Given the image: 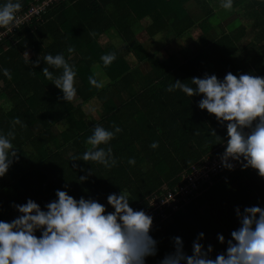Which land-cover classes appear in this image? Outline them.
<instances>
[{"label": "trees", "instance_id": "16d2710c", "mask_svg": "<svg viewBox=\"0 0 264 264\" xmlns=\"http://www.w3.org/2000/svg\"><path fill=\"white\" fill-rule=\"evenodd\" d=\"M40 1L21 0L19 11ZM188 2L196 7L193 13ZM143 18L150 37L168 31L172 40L182 39L195 28L202 33L192 47L184 42L142 70L141 56L131 63L127 57L142 50L135 26ZM105 34L109 39L116 36L118 45L100 42ZM69 46L71 54L66 51ZM108 52L116 58L104 67L100 56ZM46 53H63L75 65L77 91L72 101L59 99L60 90L40 71L47 67L42 59L35 66L31 63ZM0 68L11 75L9 79L0 74V133L14 131L18 157L0 177V219L16 215L10 202L23 203L30 197L43 206L65 183L74 198L92 196L104 203L109 192L120 190L128 194L131 207L143 208L149 194L172 186L192 163L202 164L206 156L223 150L225 128L214 114L197 108L198 96L189 99L179 89L166 91V85L174 79L190 83L192 76L205 72L222 77L239 70L264 76V0H233L231 10L220 7L219 0H60L0 40ZM50 71L58 76L61 69ZM94 73L99 81L97 75L105 78L100 89L88 83ZM91 100L100 102L94 117L81 109ZM16 118L21 124H13ZM96 124L121 129L107 145H100L112 149L116 164L110 169L93 161L70 160L89 147L86 138ZM152 141L158 142L155 149L149 147ZM129 157L135 164L127 163ZM90 167L92 173L79 181ZM209 177L211 183L205 182L199 195L188 197L165 217H155L150 234L158 241L157 252L146 257V264H158L173 251L170 237L176 235L185 253L191 254L198 232L204 233L203 244L213 245L214 257L225 247L216 233L227 239L237 226L234 206L264 205V178L254 169L237 165Z\"/></svg>", "mask_w": 264, "mask_h": 264}, {"label": "clouds", "instance_id": "9594fccd", "mask_svg": "<svg viewBox=\"0 0 264 264\" xmlns=\"http://www.w3.org/2000/svg\"><path fill=\"white\" fill-rule=\"evenodd\" d=\"M219 4L231 10L233 0H219ZM21 7V0H0V38L16 27V13ZM66 51L71 54L73 48L69 46ZM115 58L114 52H108L101 54L100 61L107 67ZM41 59L47 67L40 71L60 90L59 99L72 101L77 91L75 65L63 53L38 54L31 63L35 66ZM50 69L61 72L53 76ZM0 74L11 78L7 68H0ZM181 81L174 79L165 90L179 89L189 99L198 96L197 108L214 114L213 118L225 128L223 151L218 154L220 166L227 170L236 165L241 170L252 168L264 178V76L238 70L236 74L225 72L222 77L205 72L200 77L192 76L190 83ZM88 83L96 89L104 86L95 73L88 77ZM13 124L21 121L16 118ZM120 131L118 125L111 129L94 125L86 138L89 147L70 160L93 161L112 168L116 159L111 147L100 145H107ZM14 136L12 130L0 133V177L18 159L12 144ZM157 146V141L149 145L153 149ZM127 163L135 164V159L129 157ZM88 173H92L91 167L79 176V181L86 180ZM67 189V183L54 189V198L43 206L30 197L23 203L10 202L16 215L0 219V264H146V257L155 256L158 241L150 234L153 217L143 208L131 207L127 193L109 192L101 203L92 196L74 198ZM234 215L237 226L228 238L216 233L217 242L225 247L214 257L213 245L203 244L204 233L198 232L191 242V254L183 250L179 235L170 237L173 251L158 264H264V205H245L242 209L234 206Z\"/></svg>", "mask_w": 264, "mask_h": 264}, {"label": "built area", "instance_id": "2783aa9c", "mask_svg": "<svg viewBox=\"0 0 264 264\" xmlns=\"http://www.w3.org/2000/svg\"><path fill=\"white\" fill-rule=\"evenodd\" d=\"M59 1L42 0L36 4H31L26 10L18 11L16 13L18 23L16 27H13L12 31L19 28L24 22H28L33 14H38L47 5ZM2 39L3 37L0 38V40ZM222 151L206 156L202 164L190 165L187 170L182 171L178 175L179 179L172 186L164 185L161 189L147 196V205L143 209L152 215V225L156 222L155 217L163 218L170 214L188 197L199 195L205 188V186H202L205 182L211 183L209 180L210 174L222 169L218 159V154Z\"/></svg>", "mask_w": 264, "mask_h": 264}, {"label": "rangeland", "instance_id": "374dc122", "mask_svg": "<svg viewBox=\"0 0 264 264\" xmlns=\"http://www.w3.org/2000/svg\"><path fill=\"white\" fill-rule=\"evenodd\" d=\"M186 7L192 13L194 12V10H196L195 9L196 7L194 6V4H191V2H188L186 4ZM196 16L198 19L202 17V15H196ZM217 18L218 17L214 16L213 20H215ZM217 21H220V19L218 18ZM147 23L148 22L146 21V18H143L135 26V32L139 33L137 36L140 39L139 42H140V46H141L142 50H140V52H138V54H136L134 57L133 56L130 57L131 56L130 54H128V57H127V59H128L127 62L131 63L133 61H136V59H138L141 56L140 58H142V59H140L139 62H140V66H141L142 70L147 69L151 64H153L152 62H154L157 58L165 57L167 55V53H169V50L171 52L178 50L184 42L188 43L187 45H190V46H188L189 48L192 47V45H194V41L196 40L197 35L202 33L201 30H199V28H195L192 30L193 33L191 32L192 37H191L190 33H188L182 39L178 38V39L172 40L173 35H172V33H169L168 31L161 32V33L158 32V33L154 34L152 37H150L149 35H147V33H145ZM213 32L217 34V31H212V34L214 35ZM106 36H107L106 34L102 35L99 38V41L100 42L111 41L115 45H118V38H116V36H113L110 39ZM247 36H251V33H247ZM190 38H191V42H190ZM166 42H169V43L166 44ZM166 51H168V52H166ZM134 63H136V62H134ZM97 76H99V79L102 82L104 81L105 78L102 75H97ZM0 101H3L2 98H0ZM4 105L6 107V104H4ZM81 109L84 113H87L88 116L94 117V116L98 115L100 112V102L97 100H91V101L83 104ZM63 127H64L63 123H60L58 125L59 129H63ZM192 164H194V163H192Z\"/></svg>", "mask_w": 264, "mask_h": 264}]
</instances>
